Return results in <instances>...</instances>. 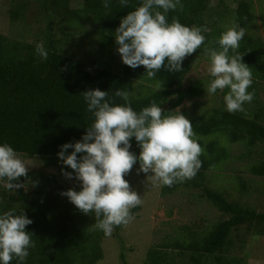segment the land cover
I'll return each mask as SVG.
<instances>
[{"label":"trees","instance_id":"obj_1","mask_svg":"<svg viewBox=\"0 0 264 264\" xmlns=\"http://www.w3.org/2000/svg\"><path fill=\"white\" fill-rule=\"evenodd\" d=\"M70 1L43 0L47 20L65 30L55 39L49 28H45L43 45L48 52L47 60L36 53L34 46L7 40L0 34V145L6 143L17 155L42 160V169L29 170L27 178L15 181L24 184L23 188L8 192L5 182L0 181V214L14 209L16 214L24 212L32 220L25 230L33 234L35 247L29 249L24 264H95L102 258L101 241L105 234L95 228L94 215L81 213L67 197L60 195L69 190L61 182L67 178L63 172L71 173V178L75 177V172L64 165L57 154L62 145L81 141L94 120L92 113L87 111L82 93L99 89L108 92L109 99L115 104H124L121 98L114 96L117 89H123L131 93V107L137 112L155 100L159 107L167 103L168 108L163 110L165 116L174 114L170 112L182 101L208 94L203 93L200 80L180 88L183 75L191 64L200 60L210 65L205 49L218 48L215 40L227 29L228 21L246 29L254 19L245 0H232L235 8L230 12V18L217 9L224 6L223 0H181L182 10H169L167 22L178 18L185 26L208 29L203 33L205 42L183 60L182 71L169 72L162 68L157 77L150 80L143 66L130 68L114 54L118 48L115 30L120 20L135 10L142 0H128L126 7L121 6L119 0H109L108 10L102 6L103 0H80L77 9L69 7ZM8 11L11 19L18 16L17 11ZM213 12L217 14L214 16ZM209 14L211 19L205 23L204 16ZM86 31L94 36L96 49L92 57L85 54L79 60L61 50V46ZM237 51L242 54V62L252 68L253 83L248 91L254 92V99L243 105L244 111L229 113L224 101L227 88L210 95L217 105L197 118L188 119L198 143L204 148V154L200 156L201 168L193 179L172 187L160 186L162 196L179 188L198 190L197 197L227 218L213 223L206 232L191 234L184 229L173 239L147 248L143 264L169 263L171 257L166 250L171 249L179 256L188 254L190 264H211L212 261L235 264L224 258L231 231L243 227L248 235L264 236V213L238 201L227 200L223 194L226 189L219 191L207 185L209 172H219L228 159L227 145H241L244 153L234 158L240 161L256 154V147H264V103L258 98L260 86L264 87V44L260 38L244 35ZM99 57L107 59L110 65H105V60L94 73L88 71V61L93 63L94 58ZM159 80L161 90H157ZM180 113L184 115L183 111ZM130 144L129 150L139 156L140 148L134 137ZM72 150L68 148L65 155ZM82 155L77 153V158ZM244 169L255 179H264L263 160L249 162ZM228 179L227 186L238 196L256 185L258 191L263 190L259 192L264 198L262 184L244 178L242 173L232 172ZM138 209L139 206L132 209L134 217ZM122 226L113 231L117 232ZM12 264L19 262L14 259Z\"/></svg>","mask_w":264,"mask_h":264},{"label":"clouds","instance_id":"obj_2","mask_svg":"<svg viewBox=\"0 0 264 264\" xmlns=\"http://www.w3.org/2000/svg\"><path fill=\"white\" fill-rule=\"evenodd\" d=\"M119 2L125 7L128 4V0ZM102 6L108 10L109 0H103ZM182 7L181 0H142L128 12L115 30L122 62L130 68L143 66L150 80L162 68L182 71L183 60L204 44L203 33L207 32L206 28L185 26L178 18L168 23L169 10ZM245 31L234 22L216 38L218 48L205 49L210 60L207 71L213 77L207 92L213 95L227 88L224 101L229 113L244 111L243 105L254 99V92L248 91L253 83L252 68L242 62V54L237 51ZM35 51L43 60L48 59L43 43H38ZM157 90H161L160 80ZM82 95L94 120L81 141L62 145L57 154L75 172L81 190L69 189L60 195L81 213L94 215L95 228L110 236L115 227L128 225L134 219L132 209L142 204L141 196L124 179L137 161L138 174L151 173L147 181L152 185L172 187L195 177L202 166L204 148L198 143L192 123L179 109L165 116L153 100L137 112L131 107V93L123 89H117L114 96L124 104H115L108 92L99 89ZM132 137L138 142L139 156L129 150ZM68 148L73 150L65 155ZM77 153L84 155L78 159ZM28 171L29 166L12 147L0 145V181L8 190L23 188L24 184L15 181L27 178ZM63 175L72 176L69 172ZM31 223L24 212L16 214L14 209L0 214V264H12L14 259L24 264L29 249L35 247L33 234L25 230Z\"/></svg>","mask_w":264,"mask_h":264},{"label":"rangeland","instance_id":"obj_3","mask_svg":"<svg viewBox=\"0 0 264 264\" xmlns=\"http://www.w3.org/2000/svg\"><path fill=\"white\" fill-rule=\"evenodd\" d=\"M245 2L251 7V12L254 14L253 21L245 29V35L260 38L264 44V0H245ZM223 4L224 6L221 5L217 9L225 17L230 18V12L235 8V4L232 0H223ZM79 6L80 0L70 1V8L77 9ZM45 8L43 0H0V34L7 40H16L36 47L38 43H43L44 31L48 27L54 34V38L58 39L65 30L47 20ZM8 10L17 11L18 16L11 19ZM214 14L217 12L212 13V15ZM210 16L211 14L204 16L205 23L211 19ZM231 25L229 21L226 24L227 28ZM94 43V36H90L86 31L74 38L71 43L60 48L63 52L82 60L85 54L88 58L93 56L96 49ZM114 54L116 58L121 59L118 51H115ZM105 58H94L93 63L88 61L87 70L94 73L105 60V65H110V62ZM208 67L209 64L200 62V60L192 63L183 75L180 88L184 89L193 81L200 80L203 93H206L207 85L213 79L208 74ZM258 98L264 103L263 85L259 88ZM216 105V99L206 94L186 99L172 111L179 109L184 112L187 119H194ZM161 108L162 110L168 108L167 103H164ZM227 149L228 159L220 166L219 172H213V174L209 172L207 185L219 191L226 189L223 194L227 200L238 201L242 205L254 208L257 212L264 213V198L259 192L261 189L257 190L258 186L251 185L250 190L247 189L243 196H238L236 191L230 190L227 186L230 183L228 182L230 174L239 172L244 178L253 179L255 184H262V188H264V179H255L244 169V166L249 162L264 161V147H256L257 153L252 154L250 159L244 161L234 159L244 153L240 144H229ZM18 157L29 166V170L42 169L40 158H25L22 155H18ZM138 169L139 165L133 166L124 179L141 196L142 204L139 205L134 219L128 225H123L117 232L113 231L110 236H104L101 241L102 258L95 264H143L147 248H155L154 246L173 239L178 232H182L184 229H187L191 234L206 232L213 223L227 218L217 212L203 198L197 197L198 190L179 188L172 194L162 196L160 186L152 185L147 181V176L151 173L141 172L138 174ZM43 170L51 171L50 168ZM61 182L69 189L77 192L81 190V182L75 177L62 179ZM12 191L8 190V192ZM229 242L230 245L224 257L226 260H232L235 264H264V236L248 235L244 228L240 227L231 231ZM166 251L171 257V261L167 264H190L187 258L188 254L179 256L176 255V250ZM211 264L216 263L212 261Z\"/></svg>","mask_w":264,"mask_h":264}]
</instances>
